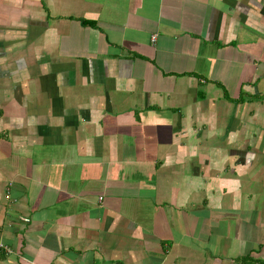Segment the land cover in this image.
I'll use <instances>...</instances> for the list:
<instances>
[{
  "label": "crops",
  "instance_id": "obj_1",
  "mask_svg": "<svg viewBox=\"0 0 264 264\" xmlns=\"http://www.w3.org/2000/svg\"><path fill=\"white\" fill-rule=\"evenodd\" d=\"M0 264H264V0H0Z\"/></svg>",
  "mask_w": 264,
  "mask_h": 264
},
{
  "label": "built area",
  "instance_id": "obj_2",
  "mask_svg": "<svg viewBox=\"0 0 264 264\" xmlns=\"http://www.w3.org/2000/svg\"><path fill=\"white\" fill-rule=\"evenodd\" d=\"M155 38H156V35H155V34H153V35H152V37H151L152 41H154V40H155Z\"/></svg>",
  "mask_w": 264,
  "mask_h": 264
}]
</instances>
